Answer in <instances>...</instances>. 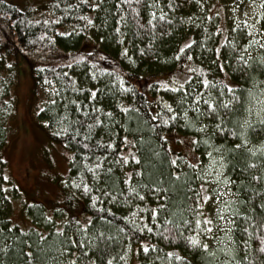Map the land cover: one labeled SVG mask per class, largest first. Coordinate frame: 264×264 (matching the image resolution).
<instances>
[{"label": "trees", "instance_id": "16d2710c", "mask_svg": "<svg viewBox=\"0 0 264 264\" xmlns=\"http://www.w3.org/2000/svg\"><path fill=\"white\" fill-rule=\"evenodd\" d=\"M214 1L0 0V264H264V151L254 148L264 117L242 123L264 91V0L258 46L241 25L221 37ZM17 54L44 131L68 156L60 185L73 199L52 232L24 231L8 213ZM178 136L191 138L194 161L172 147ZM210 159L234 198L224 246L205 222ZM24 208L40 217L41 204Z\"/></svg>", "mask_w": 264, "mask_h": 264}, {"label": "rangeland", "instance_id": "374dc122", "mask_svg": "<svg viewBox=\"0 0 264 264\" xmlns=\"http://www.w3.org/2000/svg\"><path fill=\"white\" fill-rule=\"evenodd\" d=\"M41 4L45 0H30ZM261 0H217L211 4V12L218 15V26L221 37L236 25L248 28L255 46L262 43L258 20L261 9ZM10 63L17 69L16 82L12 88L14 103L13 115L9 121L8 139L3 149L4 169L3 177L9 184L17 188L18 195L10 197V210L8 211L12 223L18 228L28 231L30 227L45 231H54L63 220V212L69 207L66 201L72 200L67 192H64L61 183L67 173V154L60 145L50 141L44 131L45 121L40 117L41 106L33 96V79L30 68L23 55L17 54L8 57ZM264 61L263 58L260 57ZM264 90V89H263ZM264 92V91H263ZM260 93L255 100H251L247 107L244 122L254 123L264 117V93ZM191 138L184 139L178 136L172 147L181 151L185 157L194 161ZM254 148L264 151V143ZM215 160L210 159L203 166L202 194L209 199L205 204L209 220H211L212 241L224 246L225 238L230 229V205L234 201L229 183L223 174L222 167H213ZM202 165H200L201 167ZM8 184V185H9ZM74 203V201L72 202ZM41 204L42 210H33L34 220L24 212L25 206L36 208ZM77 214L79 206L72 205ZM41 214V215H40ZM222 217V219H221ZM35 223V224H34Z\"/></svg>", "mask_w": 264, "mask_h": 264}, {"label": "snow or ice", "instance_id": "6c2138e0", "mask_svg": "<svg viewBox=\"0 0 264 264\" xmlns=\"http://www.w3.org/2000/svg\"><path fill=\"white\" fill-rule=\"evenodd\" d=\"M93 7H95V5H93ZM185 47H187V45H185ZM182 50H183V49H182ZM204 83H205V85H207L208 81L205 80ZM229 91H231V88H229ZM92 95L95 96V93H93ZM209 107H212V105H209ZM155 118H156V117H153V119H155ZM97 123H99V121H97ZM124 139H125V141H127V137H125ZM108 147H112V145H108ZM123 159H124V162H125V163L128 162V157H124ZM132 159H133V160H136L137 158H136L135 156H133ZM171 164L175 165V164H176V160H172V161H171ZM190 166L195 167L194 165H190ZM85 187L87 188V186H85ZM130 190H131V189H130ZM141 199H143V197H141ZM196 199H197V200H200L199 195L196 196ZM208 199H209L208 196H204V197H203V200H204V201H207ZM196 207L199 208V207H202V205H201L200 203H197ZM152 215H153V217H155V216L157 215V211H156V209H152ZM221 219H222V217H221ZM205 222L208 223V224H210V223H211V220H205ZM77 223H79V221H77ZM88 223L91 224V220H89ZM197 224H199V221H197ZM149 231H151V229H149ZM209 231H210V229H209ZM101 235H102V234H101ZM73 243H76V242H73ZM191 243L195 245V244L199 243V241L193 239V240H191ZM204 247H207V245L205 244ZM144 251L147 252V251H148V248L145 247V248H144ZM29 255H31V253H29ZM109 264H111L110 261H109Z\"/></svg>", "mask_w": 264, "mask_h": 264}]
</instances>
